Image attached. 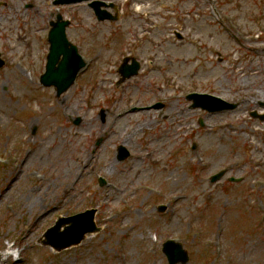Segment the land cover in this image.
Instances as JSON below:
<instances>
[{
  "label": "rangeland",
  "instance_id": "374dc122",
  "mask_svg": "<svg viewBox=\"0 0 264 264\" xmlns=\"http://www.w3.org/2000/svg\"><path fill=\"white\" fill-rule=\"evenodd\" d=\"M55 1L0 0V264H169V239L188 252L183 264H264V152L249 157L264 149V100L247 102L231 77L262 72L252 80L264 89V0H104L120 8L105 22L87 3ZM58 15L87 62L59 96L40 84ZM125 57L141 70L120 82ZM193 92L235 108H193ZM121 114L145 126L128 144L111 139L134 124ZM250 128L261 130L253 148ZM91 154V172L76 176ZM89 209L99 231L61 251L42 244L59 217Z\"/></svg>",
  "mask_w": 264,
  "mask_h": 264
},
{
  "label": "water",
  "instance_id": "95a60500",
  "mask_svg": "<svg viewBox=\"0 0 264 264\" xmlns=\"http://www.w3.org/2000/svg\"><path fill=\"white\" fill-rule=\"evenodd\" d=\"M85 0H61L57 1L55 4H69L75 2H81ZM103 3H95V10L97 12L98 19L101 20H116L117 17H113L105 11H100V6ZM52 29L49 33V43L50 52L48 55V63L46 67V73L41 77V83L44 86L50 87L55 86L57 88V94L61 95L69 89V87L74 83L77 74L80 69L84 66L83 61L78 54L77 48L68 41L66 36V27L69 22L63 21L62 16L58 15L57 21L52 22ZM61 57L62 60H61ZM129 59L125 60L120 73L123 76L122 81L127 78L136 75L140 65L135 60H132V64H128ZM3 63L0 61V67ZM191 99L195 100V107L201 106L209 111H219L224 108H229V105H214L208 102H201L202 99H208L210 101H215L221 103L219 99H212L209 97H204L200 95H192ZM126 155H122L121 158H125ZM219 175L214 177L213 180H217ZM95 210L87 211L83 214L76 215L68 219H60L56 225L49 229L45 234L46 241L45 245H49L56 251L65 250L72 246L79 245L84 239L87 233H93L99 231L95 224ZM67 223H72L73 225L67 228L64 232H61V228ZM81 225H85L81 228ZM171 264L177 263H187L189 260L188 253L182 250L181 245L169 241L165 250Z\"/></svg>",
  "mask_w": 264,
  "mask_h": 264
},
{
  "label": "bare ground",
  "instance_id": "6f19581e",
  "mask_svg": "<svg viewBox=\"0 0 264 264\" xmlns=\"http://www.w3.org/2000/svg\"><path fill=\"white\" fill-rule=\"evenodd\" d=\"M168 49L171 50V48H168ZM150 68H152V65H151ZM251 70H248V72H243V69H240L239 67H237L233 72H231V77H232V79H235L237 82L241 80V83H239L237 85L236 92L237 93H243V95H245L249 99L247 102H250L251 104H254L257 101L264 100V89H263V86L262 85H259L257 83V81L252 80V78L256 77L258 74H262V72L251 73L250 72ZM208 73L209 74H213L212 71L211 72H208ZM245 77H247V79H244ZM158 92H159V95L162 94L161 89H159ZM146 115H150V112H148V114H146ZM151 117L154 118V115H152V113H151ZM117 119H118L119 122H124V123L127 122L128 123V122L131 121V122H134V124L129 129L128 128H125V129L118 130V132H115V133L112 132L111 133V137H112L111 139L114 142L116 141V142H120V143H123V144H128L130 142V140L134 137V135H137L143 128H145L144 124L138 118H131V117L123 116L122 115V116H118ZM227 125H231V124H224L222 126H227ZM125 127H126V125H125ZM211 129L217 130L218 128L217 127H214V128H211ZM260 131L261 130L258 129V128H255V129H252V128L247 129L248 134L251 135V136L248 137V141H247V144L250 147H252V148L255 147V143L252 140V136H255L256 134L260 133ZM161 137H162V135H158L156 137L157 138V142L159 141V139L162 140ZM151 147H153L152 144H151ZM153 151L160 152V148L156 149L155 147H153ZM263 152H264V149L263 148H257V153L255 154V153L252 152L251 154H249V157L253 161L254 160L255 161H261L260 160L261 159V156L260 155ZM150 156H151V154H146L145 155V157H150ZM95 157H96L95 154H91L88 157L87 160H80L79 161L80 164H79L78 168L79 167H81V168L79 169V171L76 174V176L77 175L78 176H82V175L86 174V171H88V170H89V172H91V170L89 168H90L91 164L93 163V161L95 162ZM136 157H138V155ZM139 158L142 159L143 156H139ZM113 165H114V161L111 162V166H113ZM94 173H96V170H94ZM132 174H133L134 179H140V176H141L140 171L133 172ZM95 175L96 176H98V175L99 176H103L102 174H99V173H96ZM121 182H120L119 185H117V184H111L108 187L107 195L111 199L115 198L117 196V193L118 194L119 193L120 194H123V192L125 190V186Z\"/></svg>",
  "mask_w": 264,
  "mask_h": 264
}]
</instances>
